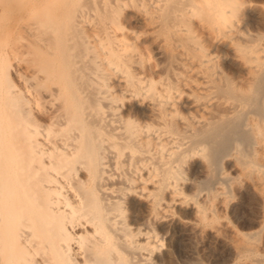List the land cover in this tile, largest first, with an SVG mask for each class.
<instances>
[{
  "label": "bare ground",
  "instance_id": "bare-ground-1",
  "mask_svg": "<svg viewBox=\"0 0 264 264\" xmlns=\"http://www.w3.org/2000/svg\"><path fill=\"white\" fill-rule=\"evenodd\" d=\"M253 227L264 0H0V264H194Z\"/></svg>",
  "mask_w": 264,
  "mask_h": 264
},
{
  "label": "rangeland",
  "instance_id": "rangeland-1",
  "mask_svg": "<svg viewBox=\"0 0 264 264\" xmlns=\"http://www.w3.org/2000/svg\"><path fill=\"white\" fill-rule=\"evenodd\" d=\"M245 210L257 211L255 202L251 205L245 204ZM228 218L232 220L231 214ZM236 228L240 229V222L232 220ZM257 227L243 229L247 238L258 243L257 253L248 256H240L239 250L234 247L237 236L232 232H227L223 240H216L199 247L196 257L189 258L185 255L184 248L179 245L176 250L177 261L185 263L191 260L194 264H264V233L256 232Z\"/></svg>",
  "mask_w": 264,
  "mask_h": 264
}]
</instances>
